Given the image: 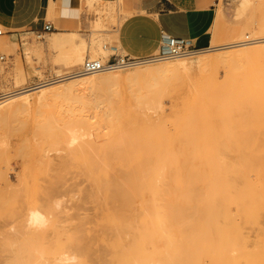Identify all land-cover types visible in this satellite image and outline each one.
Instances as JSON below:
<instances>
[{"label":"bare ground","instance_id":"obj_1","mask_svg":"<svg viewBox=\"0 0 264 264\" xmlns=\"http://www.w3.org/2000/svg\"><path fill=\"white\" fill-rule=\"evenodd\" d=\"M108 1H110L111 3L116 2L117 7H113L109 5L100 7L99 5L95 4L97 0H86L89 6L94 7L96 14L99 16L96 23L97 25L101 24L103 20L109 21V17L112 18L114 16V13L119 15V5L121 4V0H113V1L108 0ZM255 1L256 0H241L240 4L242 8H245L253 5ZM54 11H56L55 8L49 12H51L50 13L51 15H54V13H56ZM216 23H217V18H216ZM258 29H259L258 32L251 33L252 35L249 34L250 36L245 33H242L238 38H235L230 42L219 45H213L210 47L209 50L206 51L207 53L214 52L213 54L204 55V53L206 52L200 53L203 55L195 57L196 59L193 58L194 60L190 59L191 61L183 58L180 61L173 63H171L170 60L155 64L154 63L144 64V66L137 65L139 67L135 66L131 68H121L117 70L114 69L100 70L86 75L78 74L84 63L86 61H91V62H98L100 64H104L107 60H101V57L94 58L95 56L94 53L99 52L100 54H107L109 53V51L113 50V47L98 46V40L93 35L89 36L88 39L80 38L81 40L77 41L79 37V34L77 32L74 31L67 32L71 38L63 42L60 40H56V42L58 41L59 44H62L64 46L67 45L71 47L72 54L75 56L74 63L76 65L83 63L80 69L78 70L75 69V71L64 74L58 71V73L55 75V78L52 80H48V81L45 80L39 84L32 86L29 85L28 87L15 90L13 92L0 93V127L15 120L14 119L15 117L17 119V115L21 111H22L21 114H23V112H25V110L28 109V107L30 108V106L33 103L39 105V107L42 108L44 106H47V108L49 109L48 106H50V104H54L57 101H61L62 103H64V101H67L68 103L69 101L76 102V104H73L71 108L70 107L67 108L68 107L67 106L66 110H65L66 105L64 104L65 105L64 108L62 107L64 109V112L66 111V113L63 112L65 114L64 118L60 117L62 114L60 113L61 111H58L59 117L56 116L57 112L55 111H57L58 109L57 107L56 110L53 108L54 112H52L55 113V116L52 115V113L51 115H49L48 112L49 118L47 117V119H45L44 121L35 124L36 126L35 133L39 137L45 138L46 141L48 142V146L50 147L48 150L45 149L37 153L36 157L41 158L42 161L41 164L39 163L38 165L40 167V170L38 171L43 173L44 175L49 176L47 179V183L49 187L52 189V186L54 187V184L59 183L62 185L63 173L66 172V170H68L67 168L71 164L70 163L71 160L75 161L76 163L80 161L81 165L86 170L87 174L85 175L88 176L89 180L91 181V183L89 182L92 187L91 197H93L97 209L96 211L97 214L95 217L97 230L92 235H89L83 229L82 230L80 229L78 231V233L81 232L80 235L74 237L76 244L73 243L75 242L74 240L69 241V243L67 244L68 248L72 250L73 253L72 252L70 254L64 253L62 255L57 256L56 253L54 252L53 253L54 259L53 260L51 259L52 264H74L76 261L79 262L78 264H81L82 261L80 262V259L83 257L88 258L90 264H109V248L111 247L120 248V249L125 248L123 241L122 240L120 241V239H122L123 237L122 234L125 232L124 231L125 229L128 232L130 230V228L127 230L129 225L125 223V221H127L126 219L129 220L130 217L129 213H128L129 215L127 214L129 217H126L127 216L126 205L130 203V201H128L127 203V200H129L130 197L128 196L129 194L128 192L131 191L130 189L133 188V186H135L136 188L137 184H139V187L141 186V184H144L146 188L154 189L153 196L152 198H150L151 201L143 199L141 204L138 203L139 206L143 205V207L141 206V208H145L144 210H147V208L151 206V209L148 210V213L147 214L144 213L145 219H147L146 217H148L149 218L148 222L150 223L149 224L147 223L148 225H146L145 223L147 221L146 220L142 221L143 227L140 232L142 239L140 243L138 242L137 245V247L139 248L141 247L139 249V252L142 251L141 249L146 248L149 245H151L152 248L154 247L158 249L161 248V250H158L161 252L162 250L163 251H166L168 249L176 250L180 248L183 249L187 248L185 250H198L199 252H227V253L230 252V253H236L240 258V260H246L247 258H249V260L253 261L249 264H264V239H263L264 236L262 235L264 232L261 234V236L258 235V233L254 235V236L257 235L260 238L262 237L261 240L260 239L258 240V238L256 239L258 240L257 244H255V242H253V240L251 239L252 238V236H250L251 234L247 235L244 232L249 230V229L244 230V226H246L245 224L247 223H248L247 224L248 227L246 228L250 227V230L254 228L252 226H249L250 222H252L253 224V221H256L257 227L258 224L259 226L261 225V223H258L257 220L261 218L260 213L264 211V202H262L264 197L263 199H261L262 198L261 191L264 192V188L260 189V187L257 186L259 188L257 189L255 187L258 184L256 185L255 183L251 184L253 181H251V183L248 181L252 187L249 188L246 186L245 188L250 189V192H252L251 188L253 190V185H255L254 188L256 190L254 189L253 192L254 191L257 192V190L258 191L261 190L255 193V195L259 193L258 194L259 196L258 195L257 196L260 197L262 203H260L261 205L259 203L258 204L255 203V205L253 204L252 206L249 204L250 202H248L249 205L247 203L242 204L244 203V201H242L243 199H241L240 200L242 202L241 204H234V206L236 207L235 210L236 212H234L235 214L234 213L232 214L233 211L232 212L230 211V206H232V203H229V201L231 200L230 196H229L230 200H228V203H223V202L216 203L217 201L215 203H212L213 202L212 199H211L212 202L210 203L208 201L210 197L207 200V196L205 195L206 203L204 202L203 204L194 203V205H188L189 204L188 203L186 205H183V204H178V202L177 204H171L168 202L164 203L161 196L162 193L160 195L157 192V189L158 187H160L161 184L165 186L170 184L175 185L174 186L175 188L176 185L177 186L180 185L183 186L182 188H184V185L181 184H193V183L196 184V182H203L206 185L208 184V186L210 185L211 188L212 185L215 186L221 182L220 178L222 179L223 176L226 177V175H223L219 178V174L222 173V171H231V170L236 171L237 169H239V167L245 168L246 163L247 164L251 163L252 165V161L255 162L253 157L250 158L251 160L248 159L247 157L243 159L244 158L243 157L242 158L243 160L236 163V162H232L231 160L226 161L225 160L226 158L225 159H223L224 157L221 158L219 154L211 155L209 153L201 154L199 152H198L199 154L172 153V151H177L179 149L174 145L175 139H177L176 137H178L176 136L177 133H175L174 135L172 131L175 124L179 122L181 126H187L189 128V127H195L193 121L194 123L195 121H197L196 124L199 122L200 126L202 127L203 126L202 122H204L206 119L208 120L210 114L212 115L213 113H215V115H212V119L218 118L220 114L219 108L221 105L218 104L217 99L219 100L222 99L223 97L219 96L218 98L217 96L218 94H217L216 95L217 99L214 98L213 96L209 98L205 92L204 93L202 92L203 90L201 92L197 90L198 92L196 91L195 95H193L194 97L191 100V103L190 104L188 103V108L187 107L186 109L184 108L185 110L184 109H183L184 111L182 110L183 112L180 114V116L176 115V117L179 116L177 119H175V117L172 116L164 119L163 106L161 102L162 101L161 88L162 86H166V85L167 87H169L168 85H170L172 79L175 80L174 77L176 78V76L178 75L177 73L175 74V72L178 73L182 72V75L183 73H185L184 75H186L193 71H199L201 73L203 72L204 76H207L205 75V72L207 74V71L211 72V70H213L216 67L221 66L228 69L231 67L235 68L233 66H235L238 62L242 60L246 61L245 59H248L253 56L257 57V55L260 56L261 54H263L262 56L264 57V21H262V23L261 22L259 23ZM57 34H59V32L52 33V35H57ZM3 58H4L3 56L0 57L1 60ZM84 58H86L85 61H83ZM251 68L252 66L249 67L250 70ZM254 69L255 67L253 68V70ZM257 69L259 71V68ZM248 70L245 71L248 72ZM255 71H250L248 73L251 74L254 73ZM251 75L248 76L245 75L246 77L245 76L244 77L246 79ZM255 75L256 74H253V77ZM97 83H105L107 85L109 84L122 85V90L125 92L127 91L128 94L130 93L129 94L130 98L128 97L127 101H132L134 103L135 111L128 114H124L121 111H118L120 107L119 108L116 107L117 105L115 104H120L118 103L119 99L117 97L119 91L116 92L106 89L103 92L96 93L94 97L92 98L86 97V99H82L81 98L82 96L80 97L76 93L78 87L80 86L87 84L93 85ZM172 83H174V81ZM260 84H264V83H260ZM255 85L258 84L255 83L252 84L251 86L254 87ZM31 92L34 93L35 95L30 96ZM262 92L264 93V91ZM262 92L260 94H262ZM252 94H251L252 96H254V94L255 96L260 95V94L257 95L256 92ZM124 99L126 100V98H121L120 101L123 103L125 101ZM52 107L53 106H51V108ZM100 107L102 108L99 111H97V109ZM114 109H118V110L116 111ZM208 109L212 110V113H209V115H207ZM36 110L39 109H37L36 107ZM56 119L59 120L60 122L56 121ZM14 122L16 123V121ZM196 127H198V125H196ZM177 128L178 126L176 127V129ZM196 130L201 131V129L200 130L196 129ZM196 130L194 129L193 131L192 128V130L190 129V131H188L187 133L190 135H192L193 133V135H195L194 133H197ZM5 138L7 137L5 136ZM161 140L165 150H168V152H164V153H159L160 151L158 152V148L161 149L158 145ZM177 140L179 144L183 142V139L181 137V132ZM1 141L2 140H0V142ZM4 141L5 139L3 138V142ZM151 143H154V147L152 144L153 148L150 147ZM4 144H2L1 147H3ZM156 144L157 146H155ZM49 151H55L57 154L63 151L65 155L62 156L60 155L59 156L60 160L55 161L52 160L51 157L49 156L48 154ZM113 156L120 159L123 162V166H125V168L127 169L120 171L113 168L110 162ZM256 159H258V157H256ZM260 160H261L260 162L263 161L262 159ZM262 163H264V161ZM81 165L79 167L80 170H81ZM256 165L257 164H255L254 166L255 168L257 167ZM250 168L248 173L251 172ZM263 168L261 169L262 173L259 170L260 168H257V170L259 171H257L256 174H255L256 171L255 172L252 171V172L255 175L260 174L259 175L260 177H257L260 179L261 177H264ZM247 170L245 172H247ZM83 171L84 170H82V172ZM241 172L242 171H240L239 173ZM234 173H236V175ZM234 173L233 174L235 175L234 176L235 179L238 172H234ZM242 176L244 177V175ZM225 180L226 179H224V182H226L228 179L226 181ZM260 181L264 183L263 180ZM229 183L230 182H228L227 184ZM233 184L235 185V182ZM201 185L204 186L203 184ZM247 185L250 186L248 183ZM222 186L224 187L225 185L222 184ZM205 187L207 188V186ZM243 187L244 185L242 186V188ZM193 188H194V192L192 191ZM193 188L192 190L190 189V191H192L190 194L195 193V190L196 191L199 190L196 189V186ZM228 188L231 187L228 186ZM141 189L143 190V188ZM209 189L208 192L211 193V195H213L214 194V192H212L213 190H211L210 192ZM247 189L246 191H248ZM28 191L29 194L33 196V194L36 195L37 189L33 187ZM136 191H134L135 193L133 192V194L131 192V196L135 194L138 195V193H140L138 191H137L138 193H136ZM164 191L166 192L168 190L166 189ZM216 191H218V189H216ZM228 191H229L228 193H231L229 189ZM145 192L147 191L146 190L143 191V194ZM242 192L245 194L244 188ZM250 192L248 191V193ZM225 193L227 192L225 191ZM167 194H169V192H167ZM181 195H183V193ZM239 195L241 196L242 194L239 193ZM245 195L246 197L249 196V195L247 196V193ZM139 196L141 195L139 194L136 197ZM194 196L196 199V195ZM246 197L245 198L243 197L244 200H246ZM250 197H248V200H250ZM213 198H215V195ZM252 198L253 196L251 197V199ZM141 199L142 198H140V200ZM227 199L225 200L226 202ZM182 200L184 201L183 198ZM238 201L239 200H237V202ZM253 201L255 202V199L252 200L251 202ZM257 202H260V200H258ZM197 203H199V201ZM130 205L127 208H129ZM4 206L6 208L11 207V202L10 201L5 202ZM131 208H129V212L131 211L130 210ZM18 210L20 211L19 215L21 219L19 217L18 218L20 219L21 227H19L18 225H16L18 226L16 227L15 225H13L14 223L13 224L7 223L6 226H4L6 229L2 228L3 231L1 232L3 233L1 234H4V236H0V237H3L4 239L3 241H0L1 251L2 249L8 250L10 248H12L11 250H13V248L15 247L14 238L16 234L21 233L19 234V237H22L24 234L25 236L31 233L35 234L37 232L46 229L51 223L49 217L46 214H44L39 208L33 206L31 203L25 205L22 209L20 208ZM135 212L136 211H134V213L132 212L131 213L134 214L135 216ZM263 213L264 212H262V214ZM144 214H142V216H144ZM142 216L139 217L141 218ZM133 221H129V222L133 225ZM137 221L139 222V223L136 222L137 224H141L139 218ZM15 224H19V223L15 222ZM131 224L130 227L132 226ZM132 227L136 228V226H132ZM262 229L264 230L263 227ZM112 231H115L114 234L116 237V241L113 246L111 244V241L113 239L112 240L111 238L109 239V235L113 233ZM126 236L128 237V235ZM135 236H137V234ZM248 236H250L251 238H249ZM131 237L133 236L131 235ZM255 238L256 237H254V241H256ZM135 239L136 238L134 237V242L132 241L134 244L131 242L130 244L131 246L135 245L136 243ZM24 240L27 239L24 238ZM32 241L34 240L30 239L29 241H26V244H29L30 246V243H33ZM250 241H252L256 246L252 245L253 246L252 248L251 246L249 247V244L251 243ZM261 241L263 242V244L261 243L262 245L260 246ZM128 244H126V246ZM99 245H102L103 247L102 252H100V250L97 249V246ZM70 246L71 247L73 246L74 248L72 249ZM131 246L129 247L132 248ZM134 247L137 248L136 246ZM130 248L128 249L130 250ZM148 248L150 249V247ZM162 248H166V249H162ZM247 250H253V251L255 250V251L249 252ZM18 258H20V256ZM17 262L18 261L16 260L15 262L16 264L22 263V261L21 263L19 262L17 263ZM3 263H5V261Z\"/></svg>","mask_w":264,"mask_h":264},{"label":"rangeland","instance_id":"obj_2","mask_svg":"<svg viewBox=\"0 0 264 264\" xmlns=\"http://www.w3.org/2000/svg\"><path fill=\"white\" fill-rule=\"evenodd\" d=\"M240 3H241V0L239 1L238 0H218V3L216 5L217 23L215 24V27L212 31V33L214 34H213V40H212L211 46L230 42L233 39L238 38L242 33H245L247 35L249 34L252 35L251 33H256L259 31L258 29L259 23L260 22L262 23V21H264V0H256L253 5L249 7H245V8H242ZM95 4L99 5L100 7L108 6V5L117 7L116 2L111 3L108 0H97ZM86 5H87L86 10L85 9L81 10V13L83 16H82V19L80 20V23H77V25H75L73 28H69L67 30L71 32L74 31L79 34L77 41L81 40L80 38L88 39L89 36L93 35L98 40V46H106V47L115 46L116 39L114 38L115 37L114 34L116 32L114 31L120 26V24L126 18L128 13L124 10L123 7H121V5H119V15L114 13V16L112 18L109 17V21L103 20L101 24L97 25L96 23H97L99 16L96 14L93 6H89L88 4ZM49 20L52 21V19H49ZM55 27H57V30H54V31L52 30L51 32H43L44 28L40 31L23 32L21 33L18 39L11 41L5 37V30L3 29V27L0 26V30L2 31V35L0 36V57L1 56L4 57L2 60H0V93L13 92L15 90L28 87L29 85L32 86V85L39 84L45 80L46 81L52 80L55 78V75L58 73V71L64 74V73L75 71V69L76 70L80 69L83 63L77 64V65L74 63L75 56L72 54L71 47L67 45L64 46L62 44H59L58 41L56 42V40H60L62 42L66 41L69 38H71L70 35H68L67 32L58 31V30H63L58 25L56 26L55 24ZM53 32H59V34L52 35ZM213 53L214 52L212 53L206 52L204 53V55L213 54ZM94 55H95L94 58L101 57V60H108L110 56H114V55L124 56V54L119 51L118 52L109 51V53L107 54H100L99 52H95ZM201 55L203 54H197L195 56H191L190 58L188 57L185 59L194 60L196 59L195 57H198ZM262 55L263 54H261L260 56L257 55V57L256 56L250 57L248 59H245L246 61L242 60L238 62L235 66H233L235 68L231 67L228 69V68H224L221 66L216 67L213 70H211V72L207 71V74L205 72V75L207 76H204V73L202 72L203 73L202 74L199 71H193L186 75H184L185 73H183L182 75V72H179V73L175 72V74L177 73L178 75L177 76L175 75L176 76V78L174 77L175 80L172 79V82L174 81V83L171 82L172 85L170 83V85H168L169 87H167V85L162 86L161 88L162 89L161 90V93H162L161 100L162 101L161 102L163 106V118L164 119L169 118L171 116L177 119L180 116V114L186 109V107L188 108V103L189 104L191 103V100L194 97L193 95H195V92L197 90L199 92L203 90L202 92L203 93L205 92L209 98L211 96H213L216 99H217V96L218 98L219 96L223 97L222 99H219V100L217 99L218 104L221 105L219 108L220 114L218 118H215L216 120L212 119V115H215V113H213L212 115L211 114L209 115V113H212V110H210L211 108L208 109L209 112L207 111L208 113L207 115H209L210 117L208 118V120L207 119L205 120L207 122L205 121H204L205 123L202 122L203 130L199 122L196 124L197 121H195V123L193 121V124H195V127L188 128L187 126H181L179 122H177L175 126L173 125L174 127L172 131L174 135L175 133H177L178 135L176 134V136L179 137L180 132H181V137L183 139V142L179 144L177 140L178 137H176L177 139H175L174 145L175 147H178L179 149L177 151H172V153L174 154H177V153H183V154H191V153H197V154L203 153L204 154L206 153L207 154L209 153L211 155L219 154L221 158L222 157H224L223 159L226 158L225 159L226 161L231 160L232 162H236V163L240 162L246 157L248 159L253 157L255 160V162L252 161V165L251 163L249 164L246 163L245 168L246 170L248 169L247 172H245L246 170L243 167L242 168L239 167V169H237L236 171H232V170L222 171V173H220L221 175L219 174V178L223 175H226V177L223 176L224 177V178L222 177L223 180L220 178L221 182L215 186L212 185L211 188H210V185L208 186V184L206 185L203 182H196V184L195 183L181 184V185H184V188H182L183 186L176 185L177 189L174 187L175 185L170 184V185L165 186L161 184L160 187H158L157 192L160 195L162 193L161 196H162V200L164 203L168 202L171 204H177L178 202V204H183V205H186L188 203H189L188 205H194V203L203 204V202L206 203L205 202L206 196H207V200L210 197V199L208 200L210 203L212 202V200H213L212 203H215L216 201H217L216 203H222V202L228 203V200L231 199L232 201L231 200H230L231 202L229 201V203H232V206H230V211L231 212L233 211L232 212L233 214L234 212H236L235 211L236 207L234 206V204H241L242 203L240 201L241 199H243L242 201H244V203L242 204H246V203L248 204V202H250L249 204L252 206L253 204L255 205V203L260 204L264 202V199H263L264 192L263 191L259 190L262 192L261 193L262 195L261 199H263L262 202H261L260 197H258L259 193L255 195V193L259 191L257 190V192L256 191L253 192L255 188L257 189H259L258 187H260V189L264 188V183L260 181V180L264 181V177H261L259 179L257 177H260L259 176L260 174L255 175L257 171L260 170L261 172V169L264 166V163H262L264 161V93L262 92L264 91V86H263L264 84H260V83H264V57ZM258 56H259V59H258ZM261 56H262V59H261ZM85 60L86 58L83 59V61ZM180 60L181 59L171 60L170 62L173 63V62H177ZM251 66L252 68L250 70L249 67ZM254 67L255 69L253 70ZM257 68H259V71ZM245 70H248V72L255 71V70L257 71H255L254 73H251L252 74L251 75ZM243 73L246 76L251 75L246 78L247 82L245 79L246 76ZM253 74H256L255 75L256 78L255 76L253 77ZM257 75H258V78H257ZM176 80H178L179 82ZM254 82L258 84L254 86L256 88L251 86L252 84H255ZM245 88L246 89L248 88V89L246 90ZM106 89L111 90V91H116V92L119 91L117 94V97L119 99L118 103L120 104H115V105H117L116 107L118 108L120 107V108L119 110L118 109H114V110L121 111L124 114L132 113L135 111L134 103L132 101H127L128 97L130 98V95H129L130 93L128 94L127 91L126 92L123 91L122 85H119V84L118 85H112V84L107 85L105 83H97L93 85L87 84V85L78 87L76 93L78 94V96L80 97L82 96L81 97L82 99H86V97L92 98L96 95V93L103 92ZM258 89L260 90L262 89L261 90L262 94H260L261 92ZM254 92H256L257 95L258 94L260 95L255 96L254 94V96L256 97L255 98L254 96H252L253 95L252 93ZM34 95L35 94L32 92L30 93V96H34ZM243 96L246 98H244ZM121 98H126V100L124 99L125 101L122 103L120 101ZM73 104H76V102L69 101L68 103L67 101H64V103H62L61 101H57L54 104H50V106H48L49 107L48 109L47 106H44L46 108L44 107L42 108V107H39V105L33 103L30 106V108L28 107V109H26L25 112H23V114H21L22 112L21 111L18 114V115L20 114L21 115L20 116L17 115V119L15 117L14 118L15 120L0 127V135H1L0 140H2L1 141L2 144L5 143L4 146L1 147L2 144L0 142L1 144L0 145V236H4V234H1L3 233L1 231H3L2 228H5L4 226H6L7 223H12V224L14 223L13 225L15 226L18 225L19 227H21V224H20L21 218L19 215L20 211L18 209L20 208L22 209L25 205L29 203L39 208L51 220L50 225L43 231L37 232L35 234L31 233L27 236H25V234L24 235L22 234L23 235L22 237H19V234L21 233L16 234L14 238L15 247L13 246L14 247L13 250H11L12 248L8 250H4V249H2V251L0 250V264H10V263L16 264L15 263L16 260L19 263H21L22 261L21 264H52V260L54 259L53 257L54 252L56 253L57 256L62 255L64 253L65 254H68V253L70 254L71 252L73 253V251L68 248L67 244L71 240L75 241L74 237L80 235L81 232L78 233L80 229L81 230L83 229L89 235H92L97 230L96 218H95L97 214L96 212L97 209H96L95 201L93 197H91V190H92V187L90 184L91 181L89 180L88 176L85 175L87 174L86 170L83 168L80 161H78L77 162L78 164H77L75 161L71 160L70 162L71 164L69 165L70 167L68 166L67 168L68 170H66V172L63 173L62 185L59 183L54 184V187L52 186V189L49 187L47 183V179L49 176L44 175L43 173L38 171L40 170V167L38 165L39 163L41 164L42 161H41V158L36 157L37 153L45 149L48 150L50 147L48 146V142L46 141L45 138H41L35 133V128H36L35 124L44 121L45 119H47V117L49 118L48 112H49V115H51V113L54 112V109L56 110L57 107L58 109L57 111H55L57 112L56 116L59 117L58 111H61L60 113L62 114L60 117L64 118V115H65L64 113H66V111L64 112V109H63L64 106L66 110L67 106H68L67 108L69 107L71 108ZM51 106L53 107L51 108ZM36 107L39 110H36ZM101 108L102 107L98 108L97 111H99ZM180 109H181V112H180ZM52 115L55 116V113H52ZM176 115H179V116L176 117ZM14 121H16V123ZM56 121H59V120L56 119ZM196 125H198V127H196ZM177 126L178 128L176 129ZM192 128H193V131L194 129L195 130L201 129V131L196 130L197 133H194L195 135H193L192 133L193 135L192 136L187 133L188 131H190V129L192 130ZM5 136L7 138H5ZM2 137L5 139L4 142H3ZM184 138H187V139H184ZM152 144L154 147V143H151L150 144L151 148H153ZM158 145L161 148V149L158 148V152L160 151L159 153L168 152V150H165L162 140L159 142ZM155 146H157V144ZM205 148L207 151L205 150ZM48 154L51 157V159L55 161L60 160L59 158L60 155L61 156L65 155L63 151L59 152L58 154L55 151H49ZM256 157H258L259 160L256 159ZM260 159H262L263 161L260 162L261 161ZM110 162L113 168H115L116 170L122 171V170L127 169L125 168V166H123V162L117 157L113 156ZM255 164H257L256 168L254 167ZM80 165H81V170L79 168ZM249 168L251 171L250 173H248ZM257 168H260V169L257 170ZM242 169L245 171H243ZM82 170L84 171L82 172ZM240 171L242 172L239 173ZM252 171L254 172L256 171L255 174H253ZM234 172H238L237 176L235 177L236 180L234 179V176L236 175V173ZM242 175H244V177ZM224 179L226 180L228 179V180L227 181L225 180L226 182H224ZM248 181L250 183L251 181H253L251 184H254V183L255 185L258 184L256 185V187L255 185H253V190L251 188V191L253 193L250 192V189L245 188L246 186L249 188L252 187ZM228 182L230 183L227 184ZM234 182H235V185L233 184ZM246 182L250 186H248ZM237 183H239L240 185ZM242 183L244 185L243 188H244L245 194L247 193V196L249 195L248 197L253 196L252 199L250 197V200H248V197H246V195L242 192L243 191ZM201 184H203L204 186H202ZM222 184L225 186L223 187ZM195 186H196V189H199L200 191L195 190L196 194L195 193L190 194L192 191L194 192L193 187ZM205 186H207V188ZM228 186L231 188H228ZM33 187H35L37 191H36V195L33 194V196H31L28 190L32 189ZM137 187H138V190H137ZM140 187L143 188V190ZM140 187H139V184H137L136 188L135 186H133V188L130 189L131 191L128 192L129 193L128 196L130 197H129V200H127V203L128 201H130L131 205L130 203L126 205V211H127L126 215L129 213L130 217L128 216L129 214L126 216V217H129V220L126 219L127 221H125V223L129 225L128 228L126 226L127 230L129 228L130 230L128 232L125 229L124 230L125 232L122 234L123 237L121 236L122 239H120V241L121 240L123 241L126 249L130 248L129 246H131L130 244L132 241L134 242V237L136 239L138 238L140 239V240L135 239V242L137 244L135 243L134 246L137 247L138 242L140 243L142 239L141 238L142 236L140 235V232L143 227L142 221L146 220L147 221V222L145 221L146 225L150 223L148 222V219H149L148 217H146L147 219H145L144 213L147 214L148 210L151 209V206L147 208V210H144L145 208H141V206L143 207V205L139 206V204L142 203L143 199L150 200V198H152L153 196L154 189H148L146 188L144 184H141ZM173 187L175 188V190ZM134 188L140 193H138ZM132 189L136 191L138 195L140 194L141 196L136 197L138 196L136 194L131 196V192L132 194L134 192ZM163 189L164 190L167 189L168 191L165 192ZM190 189L192 191H190ZM208 189L210 192L211 190H213L212 192H214V194L212 193L213 195H211V193L208 192ZM216 189H218V191H216ZM228 189L230 190L231 193H228L229 192ZM246 189L250 193H248ZM145 190L147 192H145L146 194L145 193L143 194V191ZM188 190H189V193H188ZM204 190L206 193L204 192ZM225 191L227 193H225ZM167 192H169V194H167ZM182 193L183 195H181ZM239 193L242 195L240 196ZM251 193L254 194L255 196L252 195ZM194 195H196V199ZM214 195H215V198H213ZM229 196H230V199H229ZM242 196L244 198L246 197V200H244ZM140 198L142 199L140 200ZM182 198L184 199V201L182 200ZM226 199H227V202L225 201ZM254 199H255V202L254 201H253L254 203L251 202ZM237 200H239L238 201L239 203L237 202ZM258 200H260V202H257ZM7 201L11 202V207L6 208L4 206V203ZM198 201L199 203H197ZM129 205H130L129 208H131L132 206H135L136 209L135 207H132L130 209L131 211L129 212V208H127ZM134 211H136L135 216L134 214H132L134 213ZM262 212L260 214H261V218L262 217L263 218L262 220L261 218H259L257 222L261 223V225H264V221H263L264 213L262 214ZM142 214H144V216H142ZM139 216H142L141 217L142 219ZM135 217L139 218L141 224H137L139 223L137 221L138 218L136 219ZM129 221H133V225ZM15 222L16 223L18 222L19 224H15ZM129 223L132 226H136V228L132 226L130 227ZM247 224H245L246 226H244V230L245 229H249V230L244 231V232L247 235L251 234L250 236H252V238L250 236L248 237L251 238L253 242H255V244H257L258 240L259 239L261 240L262 237L260 238L259 236L257 235L254 236V235L258 233V235L261 236V234L264 232V230L262 229V227L264 228V226H261V225L259 226L258 224V227H257L256 221H253V224L252 222H250L249 226H252L254 228L250 230V227L246 228L248 227ZM112 232H113L111 233L112 235L111 234L109 235V239L110 238L111 240L113 239L111 241V244L113 246L116 241V237L114 234L115 231H112ZM135 232L137 236H135L136 235ZM126 235H128V237ZM131 235L133 237H131ZM262 235L264 236V233ZM253 236L256 237L255 240L257 238L258 240L254 241ZM24 238L27 240H24ZM29 238L34 240L32 241L33 243L29 242L30 246L29 244H26V241L30 240ZM3 239H4L3 237H0V241H3ZM250 242L251 243L249 244V247L251 246L252 248L253 246H256L254 245L252 241ZM73 243L76 244V241ZM261 243L263 244V242L262 241L260 242V246L262 245ZM126 244L128 245L126 246ZM134 246H131L132 248H130V250L129 249L126 250L125 248L120 249V248H115V247L109 248V264H249L253 262L252 260H249V258H247L246 260H240V258L238 257L236 253H230V252L229 253L227 252H199L198 250H185L187 248H184V249L180 248L176 250L167 248L171 252L168 250L166 251L162 250L161 252V251H158V250H161V248L158 249L154 247L155 248L154 249L152 248L151 245L147 246L146 248H143L144 250L141 249L143 252L142 251L139 252V249L141 247L140 248L137 247L138 248L137 249ZM148 247H150V249ZM71 248L73 249L74 247L72 246ZM97 249L100 250V252H102L103 250L102 245L97 246ZM162 249H166V248H162ZM247 251L250 252L253 250H247ZM19 256L21 259L18 258ZM83 258L81 259L79 258L80 262L82 261L81 264H90L88 258H84V259ZM4 261L5 263H3ZM78 263L79 262L76 261L74 264H78Z\"/></svg>","mask_w":264,"mask_h":264},{"label":"crops","instance_id":"obj_3","mask_svg":"<svg viewBox=\"0 0 264 264\" xmlns=\"http://www.w3.org/2000/svg\"><path fill=\"white\" fill-rule=\"evenodd\" d=\"M113 1V0H112ZM218 0H121L128 13L114 31L115 52L124 56L145 57L159 48L163 37L189 39L198 48L211 47ZM86 0H0V26L9 40L23 32L40 31L51 24L63 30L82 19ZM56 9L51 15L49 11ZM49 19H52L49 20Z\"/></svg>","mask_w":264,"mask_h":264},{"label":"built area","instance_id":"obj_4","mask_svg":"<svg viewBox=\"0 0 264 264\" xmlns=\"http://www.w3.org/2000/svg\"><path fill=\"white\" fill-rule=\"evenodd\" d=\"M53 27L47 24L43 32H51ZM2 32L0 31V36ZM207 48H198L189 39L175 38L171 36L163 37L160 41L159 48L156 52L145 57H129V56H110L104 63L86 61L81 67L78 74L86 75L100 70H117L121 68H131L137 65L153 64L159 62H166L170 60L183 59L204 53L209 50ZM1 60V59H0Z\"/></svg>","mask_w":264,"mask_h":264}]
</instances>
